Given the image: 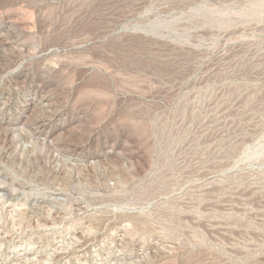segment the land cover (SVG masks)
I'll use <instances>...</instances> for the list:
<instances>
[{"label": "rangeland", "instance_id": "1", "mask_svg": "<svg viewBox=\"0 0 264 264\" xmlns=\"http://www.w3.org/2000/svg\"><path fill=\"white\" fill-rule=\"evenodd\" d=\"M0 264H264V0H0Z\"/></svg>", "mask_w": 264, "mask_h": 264}]
</instances>
